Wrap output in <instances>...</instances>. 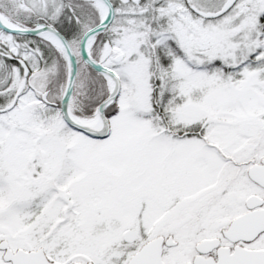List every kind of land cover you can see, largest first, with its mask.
I'll use <instances>...</instances> for the list:
<instances>
[{
    "label": "snow or ice",
    "instance_id": "obj_1",
    "mask_svg": "<svg viewBox=\"0 0 264 264\" xmlns=\"http://www.w3.org/2000/svg\"><path fill=\"white\" fill-rule=\"evenodd\" d=\"M0 264H264V0H0Z\"/></svg>",
    "mask_w": 264,
    "mask_h": 264
}]
</instances>
